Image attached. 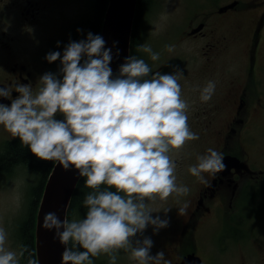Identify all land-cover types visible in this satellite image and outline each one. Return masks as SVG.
Returning <instances> with one entry per match:
<instances>
[{
    "label": "clouds",
    "instance_id": "clouds-1",
    "mask_svg": "<svg viewBox=\"0 0 264 264\" xmlns=\"http://www.w3.org/2000/svg\"><path fill=\"white\" fill-rule=\"evenodd\" d=\"M105 44L102 36L89 32L85 39L70 41L62 54L49 52L48 63L59 60L61 67L40 76L38 90L17 84L13 97L9 88L0 87V98L10 101L0 103V126L38 160L74 169L91 190L83 200L84 218L61 221L55 212L44 216L42 227L54 231L64 246L62 264H93L92 258L101 255L116 264L120 250L135 264H170L162 250L152 254L154 242L145 232L151 227L156 235L170 223L171 208L156 210L153 204L190 191L177 184V163L170 155L199 139L190 130L189 105L181 98L183 72H153L144 59L130 55L114 75L112 49ZM165 50L174 52L175 46ZM137 51L152 61L160 58L146 44ZM215 88L208 81L200 89L201 102H209ZM197 161L188 171L209 186L204 174L215 178L227 167L223 154L212 148ZM188 206L183 203L178 215ZM7 244L8 234L0 227V264H20L27 246L15 251ZM28 264L37 262L29 259Z\"/></svg>",
    "mask_w": 264,
    "mask_h": 264
},
{
    "label": "flooded vegetation",
    "instance_id": "flooded-vegetation-1",
    "mask_svg": "<svg viewBox=\"0 0 264 264\" xmlns=\"http://www.w3.org/2000/svg\"><path fill=\"white\" fill-rule=\"evenodd\" d=\"M152 2L139 13L137 4L131 50L134 47L136 51L138 42L135 26L137 31ZM63 4L61 0H0V87L9 88L13 97L17 95L14 91L17 84H31L35 91L43 67L39 66L32 44L24 45L25 34L27 31L32 34V27L47 20L64 17L65 13L58 12ZM202 6L204 8L186 17L182 40L201 47L198 48L204 59L201 69L208 72V80L218 82L209 102L194 103L192 124L213 135L217 145L213 148L224 158L231 156L239 162L229 163L231 166L215 178L204 174L210 186L199 181L194 184L185 214L176 212L171 236L160 247L170 264H235V261L237 264H264V242L255 237L260 226L264 227V194L255 189L264 185V172L252 168L244 155L245 131L251 126L252 117L264 112V92L257 84L256 73L261 67L258 56L264 40V1L210 0ZM77 23L79 21L73 27ZM67 36L64 33L59 42ZM244 43L245 47L240 49L243 53L234 51ZM56 51L62 54L57 43L39 49L43 63L46 64L49 52ZM234 54L236 58L243 54L245 60H237L234 66L219 65L221 58ZM199 57L196 52L191 58V65L194 63L196 68L200 66ZM166 69L167 66H160L157 71L162 74ZM216 74L221 75L222 82L214 76ZM0 103L10 101L0 98ZM12 142L22 146L18 140L0 142V156L11 153L7 147ZM16 166L24 165L16 163L12 169ZM253 200L260 204L248 205ZM254 239L257 240L253 253L239 254L237 259L238 254L230 255L234 247H246ZM29 259L36 260L25 253L20 264H28Z\"/></svg>",
    "mask_w": 264,
    "mask_h": 264
},
{
    "label": "rangeland",
    "instance_id": "rangeland-1",
    "mask_svg": "<svg viewBox=\"0 0 264 264\" xmlns=\"http://www.w3.org/2000/svg\"><path fill=\"white\" fill-rule=\"evenodd\" d=\"M61 1L65 4H63L62 8L59 7L58 12L62 11L65 13V16L61 18H52L32 27V34L27 31L23 39L25 46H27V42H29L37 51L39 66H43L41 76L46 72L58 73L61 65L59 60L50 64L46 61V64H44L39 49L44 50L48 44L53 45L57 43L64 33L67 36L76 22L90 14L93 2V0ZM208 1L210 0H153L152 7L149 9L143 22L137 27L138 29L136 31L138 35L136 56L144 59L152 68L153 72H156L160 66H167V69L164 70L162 74L171 73L177 68L183 72V76L179 80L181 85V98L189 105L187 115L190 130L199 136L198 140L187 142L178 154L175 152L170 153L177 163L175 173L177 184L187 186L190 191L185 196L177 197L173 194L168 198L166 203L157 201L152 205L156 210L166 207L171 208V211L167 214V218L170 221L167 228L161 229L156 235H153L151 227H148L145 232V235L150 236L154 242V246L151 250L153 255L162 250V244L171 236L170 231L174 226V217H176L177 209L181 207L183 203H188L189 198L193 195L194 184L197 183L198 180L189 173L188 168L198 163V155L205 154L206 150L209 148L214 149L213 147H217L213 135L210 132L202 131L192 124V109L194 103L200 102V89L206 86L208 81L213 80H208V72L201 69V64L204 61L202 53L198 51V48L200 49L201 47L183 41V36L181 35L183 33L182 27L185 26L186 17L204 8L202 5ZM218 1L223 2L225 0ZM261 1L264 0H257V2ZM261 43L262 47L260 48L258 56L259 66L261 67L256 69V73H258L257 76L259 78L257 84H259L262 92H264V40ZM141 44L149 45L153 52L159 53V60L152 61L149 54L137 51V46ZM166 45H174V52L169 53L166 51ZM245 45L246 43L240 47L239 45L236 46L234 51L243 53L244 51L240 49L245 47ZM196 52L200 56L198 59L200 66L197 68L194 63L191 65V58H194ZM237 60L244 61L243 54H240L237 58L235 54L228 57L224 56L219 60V65L224 66L225 63H229L230 66H234ZM240 70L241 67L239 65L237 71L239 72ZM214 76H216V78L219 77V82H222L220 74ZM214 82L217 83L218 80ZM39 86L38 83L36 90H38ZM194 107L196 106L194 105ZM56 118L63 119L59 114H57ZM250 124L251 126L245 131V159L256 171L264 172V112H261L260 116L252 117ZM9 139L20 141L19 138H13L10 133L5 131L3 126H0V142ZM261 181H263L262 178ZM38 182L37 175L32 173L25 166H16L14 169L0 174V227H3L8 234L7 246L11 250L19 251V247L24 245V239L19 236L17 229L25 218L34 219L35 214L33 213L36 212V208L34 209L32 206L28 205V191L30 187H32L31 191H33V189L37 187ZM255 189H257L260 194H264V185L257 186ZM259 204L260 201H257L255 204L253 200L250 201L248 205L258 206ZM160 215L163 217V213H160ZM255 237L259 242H264V227L262 225L258 229ZM257 239H254L253 243L246 247H234L230 250V255L238 254L236 256L237 259L239 254L253 253V245L256 243ZM160 245L162 246L160 247ZM33 252L34 249L30 248L28 252L25 253H31V255L34 256ZM92 259L93 264H109V257L107 255H101ZM116 264H135V262L129 258V253L120 250L117 255ZM235 264H237L236 261Z\"/></svg>",
    "mask_w": 264,
    "mask_h": 264
},
{
    "label": "water",
    "instance_id": "water-1",
    "mask_svg": "<svg viewBox=\"0 0 264 264\" xmlns=\"http://www.w3.org/2000/svg\"><path fill=\"white\" fill-rule=\"evenodd\" d=\"M138 0H108L100 36L105 40L106 48L112 49L113 59L110 67L113 74L126 57L131 55V42ZM115 42V46L114 45ZM119 50V55H116ZM226 168L229 163L239 162L228 156L224 158ZM82 177L74 169L64 170L57 162L46 181L42 199L37 211L35 228V252L37 264H62L61 253L64 246L54 236V231L42 227L46 213L55 212L62 221L67 216L72 197Z\"/></svg>",
    "mask_w": 264,
    "mask_h": 264
},
{
    "label": "trees",
    "instance_id": "trees-1",
    "mask_svg": "<svg viewBox=\"0 0 264 264\" xmlns=\"http://www.w3.org/2000/svg\"><path fill=\"white\" fill-rule=\"evenodd\" d=\"M151 0H138V12L139 13L143 8H145L148 4H150ZM108 6V0H93L90 14L85 16L79 23H77L73 28H71L70 33L66 37L64 41L60 43L59 49H61L62 53L64 47L70 41H79L85 39L87 33L91 32L94 35H100L102 23L104 19V15ZM138 16V15H137ZM77 29H80V32H77ZM136 32V26H135ZM134 32V34H135ZM135 39H133L134 45ZM132 45V46H133ZM131 55H136L135 48L131 50ZM7 150L11 153L0 156V173H6L12 170L13 166L16 163H22L27 169H29L32 173L37 175V187L31 191V188L28 191V205L32 206L34 209L36 208V212L33 214H37V202L41 197L40 190L41 187L45 185L48 176L50 175L52 168L54 166V161H42L38 160L27 147L19 146L17 143L12 142L8 145ZM85 178H81L80 182L77 185V188L74 192V195L71 200L68 219L71 221L73 219H82L84 218L87 208L83 205V200L85 196L91 191L90 189L85 187ZM25 218L24 221L19 224L18 232L19 236L24 239V245L27 246L28 249H34L35 255V221L34 219ZM32 223V224H31Z\"/></svg>",
    "mask_w": 264,
    "mask_h": 264
}]
</instances>
